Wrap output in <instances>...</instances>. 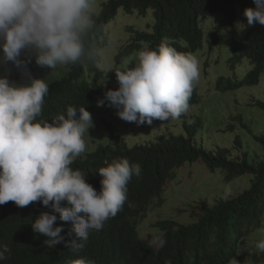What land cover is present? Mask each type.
Returning a JSON list of instances; mask_svg holds the SVG:
<instances>
[{
	"label": "clouds",
	"instance_id": "obj_1",
	"mask_svg": "<svg viewBox=\"0 0 264 264\" xmlns=\"http://www.w3.org/2000/svg\"><path fill=\"white\" fill-rule=\"evenodd\" d=\"M95 2L0 0V264H30L29 256L49 251L55 253L54 260L48 258L52 264H135L99 234L123 209L128 182L141 174L140 164L120 158L100 167L101 187L97 191L80 163L89 153L111 143L112 134H118L132 148L151 141L154 134L145 126L179 119L183 129L184 122L200 117L186 115L190 105L201 103H190L194 88L204 95L196 83L200 75L197 58L210 77L219 63L215 59L218 53L212 52L223 43L232 50L226 42L229 36H222L226 29H217L224 16L215 12L203 21L198 19L199 25L185 27L192 42L178 38L176 45L164 40L156 49L145 46L134 62H124L130 57H122L123 51L133 43L137 31L154 32L155 11H149L150 28L135 29L131 21L142 16L125 15L120 9L110 25L100 29L99 46L94 48L90 41L87 48L94 28ZM254 4L244 9L247 25L238 23L241 29L257 23L264 26V0H254ZM117 25L129 35V42L113 36ZM107 36L109 44L104 45ZM23 54L27 55L21 59ZM33 55L38 66L50 70L82 62L81 81L87 84V92H96V85L100 90L95 106L75 102L82 92L74 87L55 93L48 74H28L26 83L10 80L9 62L17 69L26 68ZM237 78L233 75L232 79ZM104 104L107 107L99 114L97 106ZM115 112L123 125L143 126L144 139L130 144L129 135L123 136L107 119ZM96 115L106 130H99L98 138L92 140L94 148L86 150L84 137L94 126ZM149 134L151 137H146ZM155 241L163 247L164 233L157 234ZM254 247L255 255L263 257L260 264H264V238ZM240 255L237 259H242Z\"/></svg>",
	"mask_w": 264,
	"mask_h": 264
},
{
	"label": "trees",
	"instance_id": "obj_2",
	"mask_svg": "<svg viewBox=\"0 0 264 264\" xmlns=\"http://www.w3.org/2000/svg\"><path fill=\"white\" fill-rule=\"evenodd\" d=\"M246 7H255L254 0H108L103 3L99 12L93 14L94 28L86 47H89L90 41L94 48L99 46L100 29L109 26L120 9L125 15L141 16H148L149 11L153 9L156 17L154 32L139 34L137 31L133 43L126 47L122 57L138 54L145 46L156 49L164 40L169 43L172 40L176 45L179 43L178 38L192 42L185 27L199 25L198 19L203 21V18L211 16V13L221 12L224 18L217 25V29H226L222 31V36H229L226 42L232 45V70L238 78L233 80V76H229L228 80L224 81V76H220L217 89L230 91L259 85L264 74V26L257 23L241 29L238 23L247 25L244 15ZM113 36L119 35L114 33ZM109 39L107 36L104 45L109 44ZM25 55L27 54H23L21 59H24ZM81 63L50 70L38 66L33 55L26 68L17 69L9 62L11 71L8 75L12 81L26 83L28 74H48L55 93L64 88H77L82 93L75 97L74 101L90 104L93 108L95 95L100 90L96 85V92H87V84L81 81ZM2 71L3 69H0V72ZM52 76L55 78L52 79ZM204 97L194 88L190 103L202 102ZM256 104L264 108L263 101ZM239 119L242 120V117ZM203 125L202 118L196 117L183 123V133L158 132L150 142L132 148L118 134H112L111 143L89 153L80 163V167L88 171L89 183L97 191L101 187V177L97 171L100 167L120 158L140 164L141 174L134 175L128 182L127 200L123 209L110 218L108 228L99 234L101 239L111 240L120 251L129 255L135 264H228L237 257L240 249L257 253L255 247L248 248L245 242L247 240L249 243L254 234L264 238V154L251 156L245 150V141L240 134L230 138L237 144L240 151L238 154L224 145L207 147ZM244 125L249 126L246 123ZM249 131L264 153V131ZM246 143H249L248 139ZM207 169L208 171H205ZM185 173L193 181L197 179L196 174L197 177L203 174L209 177L199 178L196 183L198 186H208L207 181L213 179L214 173H217L218 186L216 191L210 190L208 186L207 190H202L198 199L191 201L187 206L172 209V217L158 213L157 234L164 233L166 241L163 247H158L155 241L157 234L150 239L143 238L140 224L150 206H161L164 203L166 187L182 180V177H178ZM245 174L253 175L249 186L244 180L236 183L237 179ZM222 183L223 187L220 189ZM230 189L236 190V193L225 197V193ZM217 192L220 194L213 204L204 199L207 197L210 200V195ZM54 254L49 251L37 256L31 255L27 259L30 264H52L50 260L55 259Z\"/></svg>",
	"mask_w": 264,
	"mask_h": 264
},
{
	"label": "rangeland",
	"instance_id": "obj_3",
	"mask_svg": "<svg viewBox=\"0 0 264 264\" xmlns=\"http://www.w3.org/2000/svg\"><path fill=\"white\" fill-rule=\"evenodd\" d=\"M105 0H96L94 5V12H99L101 9V4ZM125 20V19H123ZM118 22H123L122 20ZM152 23V13L149 14L147 18L138 17L136 20L131 21L130 24L135 29H145L150 28ZM129 24V25H130ZM209 30L212 31L211 22H209ZM116 35H119L120 42H129V35H125L126 32L124 29L117 25L113 29ZM122 44V43H120ZM212 53H218L215 56V59L219 60V63L212 68V73L210 77L206 76L205 70L202 68L200 59L197 58L199 62V79L196 82L199 85V88L202 93H204V99L199 104L190 105V109L188 113H186L187 117L192 118L194 116H200L204 122L203 128L206 132L204 137V142L207 147H216L219 145H224L225 147L231 148L236 154L240 153L238 150L237 144L230 140L231 136L235 138L237 134H240V137L245 141L244 148L247 150L251 156H256L259 154H264L263 151L257 145V142L253 139L252 133L249 129H252L254 133H260L264 131V108L257 106V102H264V74L261 77V83L259 85L254 86H244L240 89L230 90V91H221L217 89V81L219 75H225L224 79L227 81L228 76L235 75V71L230 67V57L232 52L227 44L223 43L219 45L218 51H213ZM137 54L132 57L125 59L124 62H134V58ZM114 66H118L115 64ZM113 66V67H114ZM120 67V66H118ZM240 66H238L237 70L239 71ZM109 77H111V70L109 72ZM240 74V72H238ZM104 96V95H103ZM101 96L100 98H102ZM107 107L106 104L103 106H97L99 110V114ZM242 117V120L239 119ZM107 119L113 122L118 131L123 135L130 138L129 143L134 145L133 142L137 141V139H144V128L147 130L150 129L151 135L163 132H178L183 133V129L179 119H172L174 122L168 123H152L151 125L145 126H126L123 125V120H121L117 115L110 114L107 115ZM94 126L89 129V134H85V142H86V150H92L94 148L92 140L98 138L97 132L99 130H106L105 126L100 121L98 115L93 117ZM246 123L249 126H245ZM234 125V127H231ZM146 135V137H149ZM151 137V136H150ZM154 138L151 137V140ZM246 139L249 140V143H246ZM99 142H103V140H99ZM263 156V155H262ZM205 171H208L205 170ZM182 177V180L176 182V184H172L170 187H166L164 192L165 201L161 206H150L148 211L146 212L144 221L140 224V232L142 237L150 238L157 234L158 228L156 226V222L159 219V214H164L165 217H172L173 212L172 209L177 206H187L191 203V201L198 199L202 195V190H207L208 186L210 190L216 191V187L218 186L217 180L219 176L217 173H214V178L207 181L208 186L196 184L200 179L199 178H209L206 175H201V177H197L196 181H193L188 177V174H183V176L178 177L179 179ZM251 174L242 175L237 179L236 183L241 180L246 182V185L249 184ZM227 183V182H226ZM228 185H233L231 183H227ZM249 186V185H248ZM223 187V183L220 185V189ZM245 188V187H244ZM236 193V190H228L225 193V197ZM219 192L212 193L210 195V200L207 197L204 199L208 200L209 203L213 204L219 197ZM263 237L259 234H254L249 239V243L245 242L248 248L254 247V245ZM244 244V245H245ZM243 247V246H242ZM251 251L240 249V256H243L242 259H237L239 255L233 260L236 261L233 264H250L252 262H256L260 264L263 260V257H258L255 255L256 252H253L254 255H251Z\"/></svg>",
	"mask_w": 264,
	"mask_h": 264
}]
</instances>
